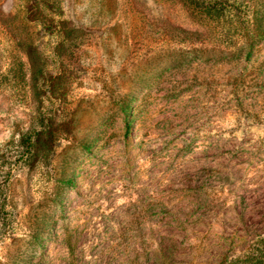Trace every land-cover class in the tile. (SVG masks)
Masks as SVG:
<instances>
[{
	"label": "rangeland",
	"instance_id": "obj_1",
	"mask_svg": "<svg viewBox=\"0 0 264 264\" xmlns=\"http://www.w3.org/2000/svg\"><path fill=\"white\" fill-rule=\"evenodd\" d=\"M0 264H264V0H0Z\"/></svg>",
	"mask_w": 264,
	"mask_h": 264
},
{
	"label": "trees",
	"instance_id": "obj_2",
	"mask_svg": "<svg viewBox=\"0 0 264 264\" xmlns=\"http://www.w3.org/2000/svg\"><path fill=\"white\" fill-rule=\"evenodd\" d=\"M218 7H220L218 4H214L213 6H211V8H214V9H217ZM40 134H38L37 136L33 135L32 143L28 144V149H29L28 157L31 159L34 157L36 158L37 155H39L40 146H46L47 143L50 142V140L48 139H50L49 135H51V131L48 128H45L43 130L42 135Z\"/></svg>",
	"mask_w": 264,
	"mask_h": 264
}]
</instances>
